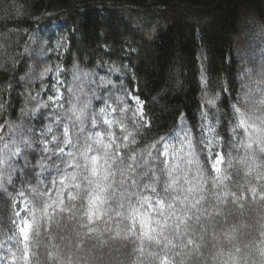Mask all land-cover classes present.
<instances>
[{"label": "snow or ice", "instance_id": "obj_1", "mask_svg": "<svg viewBox=\"0 0 264 264\" xmlns=\"http://www.w3.org/2000/svg\"><path fill=\"white\" fill-rule=\"evenodd\" d=\"M68 91L70 107L53 121L59 131L49 124L34 140L17 128L6 138L0 124V194L12 209V247L6 249L11 264H40L42 244L50 264H92L94 252L79 255L85 245L102 249L114 240L132 246V264H264V239L253 247L244 232L246 208L257 199L264 202V183L253 184L264 181V91L250 92L243 108L233 105L236 139L227 161L212 151V139L201 141L205 163L183 121L174 135L141 145V129H150L151 121L138 97H131L135 110L122 91L115 106L105 100L96 112L92 99L99 96L81 100L82 85ZM48 100L54 110L62 107L57 98ZM207 103L215 107L214 100ZM47 107L39 104L33 111ZM89 124L97 131H85ZM37 143L42 155L34 163L29 154ZM256 223L264 238V213ZM62 227L73 235L57 231ZM57 239L74 251L61 253Z\"/></svg>", "mask_w": 264, "mask_h": 264}, {"label": "trees", "instance_id": "obj_2", "mask_svg": "<svg viewBox=\"0 0 264 264\" xmlns=\"http://www.w3.org/2000/svg\"><path fill=\"white\" fill-rule=\"evenodd\" d=\"M64 41L67 47L61 54ZM46 68L51 71L45 73ZM74 75L81 79L74 81ZM78 85L83 86L81 100L100 97L92 99L96 112L105 100L115 106L122 91L135 110L131 97H138L151 121L150 129H141V145L174 135L183 121L202 163L201 141L209 139L214 141L212 151L227 161L236 139L233 105L243 108L250 92L258 96L264 91V0H0V124L5 137L19 128L27 130L26 139L39 140L49 124L59 131L53 121L70 107L68 89L76 91ZM58 93L63 94L58 99L62 107L54 110L48 97ZM43 103L49 107L33 111ZM89 130L97 131L90 124ZM114 130L119 134L118 126ZM34 147L29 157L35 163L42 153L40 144ZM26 178L36 183L34 176ZM249 208L260 219L264 202L257 199L245 213ZM11 213L7 197L0 194V258L8 257L0 264H11L6 251L12 247ZM57 231L73 235L63 227ZM253 234L259 235L257 230ZM247 238L253 247L264 239ZM55 243L66 254L74 251L66 241ZM112 244L126 242L109 241L102 249ZM83 252L89 256L88 245ZM38 254L40 264H50L43 244ZM133 259L130 251L128 264Z\"/></svg>", "mask_w": 264, "mask_h": 264}, {"label": "rangeland", "instance_id": "obj_3", "mask_svg": "<svg viewBox=\"0 0 264 264\" xmlns=\"http://www.w3.org/2000/svg\"><path fill=\"white\" fill-rule=\"evenodd\" d=\"M66 47H67V44H66V41H64L62 46H61V50H60L61 54H64ZM56 98H57V100L60 98L59 93L57 94ZM131 101L133 102L135 109H136L137 105H136L135 101L132 99H131ZM258 217H259V214L257 212L255 213L254 211H252L251 208H249V210H247L246 213H244V219L249 224V227L244 229V232L250 233V236H248L249 238H247V239H254L255 237L259 236V235L253 234L254 231L259 230V226L256 223L257 222L256 219H259ZM252 245H253V243H252ZM59 251L66 255L63 247L62 248L60 247ZM83 251H81L79 253L80 256L83 255V253H84ZM88 251H92L95 253L96 259L93 260L92 257H90L93 260V262H95V264H128L127 261H128L129 256H130L131 250L128 246H125L123 244H112L108 248H104V249L96 248L93 250L88 249ZM101 255H102V259L99 258V257H101Z\"/></svg>", "mask_w": 264, "mask_h": 264}]
</instances>
